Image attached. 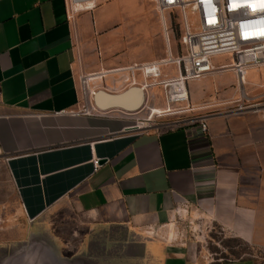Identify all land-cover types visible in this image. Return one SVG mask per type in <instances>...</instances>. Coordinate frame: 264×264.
Returning <instances> with one entry per match:
<instances>
[{"label": "crops", "instance_id": "1", "mask_svg": "<svg viewBox=\"0 0 264 264\" xmlns=\"http://www.w3.org/2000/svg\"><path fill=\"white\" fill-rule=\"evenodd\" d=\"M115 1L75 13L69 0H0V248L49 236L58 249L62 228L83 237L70 244L93 264H264V106L236 109L232 69L187 84L186 118L208 115L206 133L198 122L136 133L140 111L72 113L82 73L163 58L162 38L144 40L141 61L128 58L135 37L131 53L112 42L105 8ZM120 1L132 25L136 14L159 34L154 12ZM160 16L168 51L171 11ZM220 56L229 61L216 67L232 61ZM244 84L249 96L264 90V66ZM200 222L250 253L211 258L190 232Z\"/></svg>", "mask_w": 264, "mask_h": 264}, {"label": "built area", "instance_id": "2", "mask_svg": "<svg viewBox=\"0 0 264 264\" xmlns=\"http://www.w3.org/2000/svg\"><path fill=\"white\" fill-rule=\"evenodd\" d=\"M75 13L92 11L100 2L105 0H69ZM153 3L160 12L179 10L183 19V34L181 44L183 51L173 54L170 46L168 55L150 62H134L110 68H101L97 71L82 73L79 78L81 91V108L72 113L93 114L100 113L92 103V96L97 89L114 91L125 84H140L147 91V98L155 100L157 94L153 88L161 85L164 89V98L167 107L161 112H154L150 108L146 119L138 120L132 127L136 133H143L150 129L160 131L182 126L186 122H198L203 132L208 131V115L191 116L193 111L190 104L187 84L191 80L205 77L207 74L220 69H232L242 86V98L236 103L237 110L247 107L259 108L264 103H247L250 97L244 89L245 73L249 68L264 66V24L251 20L262 17L264 0H211L207 7L205 0H147ZM239 6V4H241ZM244 4V5H243ZM191 9L198 18V28L193 29L188 9ZM259 16V17H258ZM167 30V29H166ZM227 31V32H226ZM168 33V32H167ZM226 33L222 36L221 34ZM257 34L258 37L248 39V35ZM211 36L210 38H208ZM220 55H230L232 61L216 67L214 58ZM174 65L176 73L167 75L164 67ZM139 76L144 81L137 83ZM151 90V93H150ZM180 104L179 109H172V105ZM179 116L174 118L175 116ZM157 118H163L156 122ZM101 159L93 158L95 168L100 166ZM190 204L182 201L177 205V214L180 218L188 213ZM202 225V223H198Z\"/></svg>", "mask_w": 264, "mask_h": 264}, {"label": "rangeland", "instance_id": "3", "mask_svg": "<svg viewBox=\"0 0 264 264\" xmlns=\"http://www.w3.org/2000/svg\"><path fill=\"white\" fill-rule=\"evenodd\" d=\"M139 2L135 4L137 6V9L144 10L147 12H154L155 13V18H151L153 23L156 24L158 23L160 32L157 35L152 36V34L147 33V26L142 20V16L136 15L135 14V25H132L131 23V18L129 15L125 12H118V10L124 5V1L117 0L110 5H108L105 10L106 13L109 14L108 17V24H116L117 26L113 28L114 31H110L111 33V38L112 42L118 46L124 44V49H127L129 53L132 52V49L130 47V40L135 37V52L132 54L128 55V58H135V60L141 61L144 59L149 58L151 55V51L149 49H145L143 47V44L145 43L144 40H147L148 37L151 38L152 42L154 44H157L161 41V38L163 40L164 46H165V52L162 57H166L168 55L167 51V40H166V35L165 31L161 22V16H160V11L155 5H152L145 0H138ZM105 2V1H103ZM102 2V3H103ZM136 8V7H135ZM172 15V25L170 28V39H171V46H172V52L173 54L177 55L182 53L183 51V46L181 44V37L183 34V19L181 16V12L179 10H173L171 11ZM167 16L170 17V15L167 13ZM188 16L190 20V24L193 29L198 28V18L195 15L191 9H188ZM130 18V19H129ZM109 32V33H110ZM110 38V39H111ZM143 41V42H142ZM142 46V47H141ZM98 53H100V49L98 47ZM214 61L216 63L220 64V62H227L229 61V58H224L223 56H216ZM102 63V62H101ZM100 63V64H101ZM164 73L171 76L176 73V67L174 65H167L164 67ZM144 81V78L142 76H139L137 83H141ZM140 85V84H136ZM245 86V84H243ZM130 84H125L123 87H118L114 91H121L127 87H129ZM155 93L157 94V98L155 100H152L151 98H147V102L145 103V106L143 107L142 110H140V114L142 115V119H146L149 115V110L150 108H155V109H161V108H166V101L164 98V89L162 88L161 85L153 88ZM151 93V90H150ZM249 96V94H248ZM250 101H247V103H253L257 102L259 104L264 103V90H261L258 92V94H255L254 96H249ZM181 107L180 104H174L172 105V109H179ZM156 117V116H155ZM179 116H175L174 118H177ZM163 118H157L156 117V122L162 120ZM184 217V216H182ZM181 222L183 221L181 218H179ZM196 230H191L190 232H195L197 234V238H199V245L200 249H205L208 251V255L212 258H218V257H238L241 255H245L250 253V246L247 245L243 240L239 238H229V237H223L220 234H215L214 232H210L208 226L204 225H196L195 226ZM61 233L63 237H60L61 245L63 247V252L61 248H59L57 255H59V260L60 264H93L86 262L83 258V255L80 257H75V252L77 251V246L71 245L72 244H78L80 245V239L81 237H72L69 233L66 232V230H62L61 228ZM212 234V235H211ZM40 239H43L44 241L47 242L46 247L50 249L56 248L55 243L52 241V239L48 237H39ZM193 237V240H197ZM22 246V245H21ZM20 247V245H18ZM45 247H42L39 249L41 250V255L43 254V250H45ZM56 250V249H55ZM51 252V250H49ZM26 252L22 247H20L19 250H16L12 253H9V249L7 247L0 248V264H23L24 256ZM45 254V253H44ZM75 257V261H72ZM48 262L44 261L41 264H47ZM50 264V263H48ZM99 264V263H97Z\"/></svg>", "mask_w": 264, "mask_h": 264}, {"label": "water", "instance_id": "4", "mask_svg": "<svg viewBox=\"0 0 264 264\" xmlns=\"http://www.w3.org/2000/svg\"><path fill=\"white\" fill-rule=\"evenodd\" d=\"M146 102V89L143 86L136 84L130 85L121 91H109L100 88L97 89L92 96L93 105L100 111L119 110L127 113H134L142 110ZM82 238L83 237H81V239ZM19 245L26 252L24 256L25 261L23 264H41L44 261L50 264H60L59 255H57V250H59V248H55V250L54 248L50 247L49 249L46 247L47 242L43 239H40L39 237H32L27 242L21 243ZM41 246L46 248L43 250L42 255L41 250H39ZM20 247H15L14 251L19 250ZM60 248L63 252V247L61 246ZM49 250H51V252ZM12 252L13 250H9V253ZM80 254L79 251H76L74 255L75 257H80ZM75 257H73L74 259L72 261H75Z\"/></svg>", "mask_w": 264, "mask_h": 264}, {"label": "bare ground", "instance_id": "5", "mask_svg": "<svg viewBox=\"0 0 264 264\" xmlns=\"http://www.w3.org/2000/svg\"><path fill=\"white\" fill-rule=\"evenodd\" d=\"M210 1L211 0H205V3H207V7H209L210 5H211V3H210ZM242 1H244V0H242ZM247 3H246V5L248 4V2H249V0H245ZM200 2H201V4L203 3L201 0H200ZM242 5V3L241 4H239V6H241ZM244 5V4H243ZM259 17V16H258ZM251 22H254L255 23V25L257 26V22L260 24V22H262V24H264V11L262 12V17L261 18H258V20H255V19H253V20H251ZM227 32V31H226ZM222 36H224V35H226V33H223V34H221ZM252 35H255L254 37H252ZM252 35H248L247 37H248V39H253V38H255V37H258V35L257 34H252ZM211 36H209L208 38H210ZM105 69V68H104ZM153 110H154V112H161L162 111V109H155V108H153Z\"/></svg>", "mask_w": 264, "mask_h": 264}]
</instances>
